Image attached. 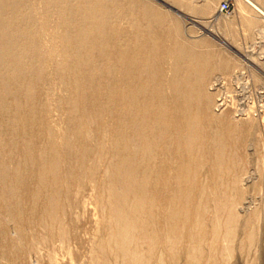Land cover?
I'll return each instance as SVG.
<instances>
[{"label": "bare ground", "instance_id": "1", "mask_svg": "<svg viewBox=\"0 0 264 264\" xmlns=\"http://www.w3.org/2000/svg\"><path fill=\"white\" fill-rule=\"evenodd\" d=\"M241 1L264 16L256 0ZM166 26L147 5L130 0H0V232L12 223L22 241L33 239L24 228L20 196L26 181L36 186L31 212H42L43 218L58 214L71 205L62 198L63 188L74 189L81 177L94 179L97 158L109 155L105 180L122 264H143L159 246L173 263L185 257L189 264H199L204 213L211 209L207 205H213L214 214L221 207L227 212L224 222L215 218L210 229L215 241L223 230L229 243L222 252H232L230 241L243 230L235 212L242 193L223 200L213 197L196 214L190 211L195 169L205 157L202 126L211 122V99L202 94L211 73L202 69L210 57L184 44L178 32L162 29ZM53 80L66 87V96L58 101L51 100ZM54 109L63 111L70 125L62 134L65 155L56 147L59 135L48 124ZM39 126L43 129L36 134ZM228 128L243 136L242 127ZM213 144L215 149L220 145ZM163 156L175 163L159 169ZM168 185L169 194L158 188ZM200 196H205L204 184ZM156 204L172 210L165 220L169 230L161 236L151 229L154 218L149 217ZM181 213L185 224L177 222ZM40 221L44 227L49 223ZM253 240L252 234L248 241ZM212 244L209 253L216 247Z\"/></svg>", "mask_w": 264, "mask_h": 264}, {"label": "rangeland", "instance_id": "2", "mask_svg": "<svg viewBox=\"0 0 264 264\" xmlns=\"http://www.w3.org/2000/svg\"><path fill=\"white\" fill-rule=\"evenodd\" d=\"M130 1L147 5L153 10L156 18H160L162 23L167 25L162 29L172 34L178 32L184 44H192L197 53L210 57L206 69H202L211 72L202 86V94L211 99V108L209 106L208 111L211 122L205 121L202 126L205 135L202 152L205 157L195 169L198 176L194 173L196 171H191L197 178L191 193L190 211L196 214L200 207L206 205L213 197L218 196V200L229 199L240 192L242 198L235 212L243 230L238 231L235 239L230 241L233 249L225 257L222 250L225 248L224 244L229 242L224 239L223 230L215 241L210 227L215 218L224 222L227 212L221 207L219 212L214 214L213 205H207L211 209L204 213V254L199 264H264V16L241 0ZM256 1L264 8V0ZM223 3H229V14L220 12ZM35 9H41L39 3H36ZM214 54L216 60L212 59ZM211 68H214L213 71ZM61 83L62 81L53 80L52 101L61 100L66 96V87ZM51 112L48 124L59 135L56 147L65 155L68 149L62 139L70 127L69 121L63 111L54 109ZM229 125L242 127L243 136L237 134L239 132L231 131ZM42 129L41 126L37 127L36 134ZM107 141L108 138L105 137L104 143ZM215 141L220 143L216 144V149L213 144ZM166 142L167 140L162 145ZM104 157L105 155H102L97 158L94 179L81 177L73 190L66 192L63 188L65 191H62V198L66 197L64 202L67 200L66 205L72 206H64L60 213L47 215L49 218L46 215L43 218L42 212H39L42 218L36 211V216L33 210L31 212V197L36 193V186L30 181L23 184L20 196L27 220L24 228L26 233L32 234L33 239L22 241L17 231L19 227L12 223L6 225L3 232H0V264L123 263L118 256V247L114 244L115 231L112 229L111 218L113 204L105 180L112 156ZM163 157L158 161L159 169L175 163L168 157ZM76 168L79 175H82L79 165ZM203 184L205 196L201 199L200 186ZM171 187L168 185L158 188L169 194ZM1 206L0 203V209ZM167 206L166 204L165 208H162L156 204L149 216L154 218L151 229L160 236L169 230L170 222L165 220L172 214V210ZM30 213L34 214V218H31ZM184 216L181 213L176 217L177 222L185 224ZM41 219L44 220V225L48 223L46 220H49V223L54 222L50 225L48 223L50 227H44L41 225ZM3 220L4 215L0 212V225ZM195 222L193 220L189 223L191 225ZM188 225L185 229H189ZM252 234L254 240L250 242L248 238ZM161 238L163 242L164 237ZM187 242L186 238L179 244L180 251ZM212 243L216 247H212L209 253V245L214 246ZM162 250V246L154 249L150 257L148 255L143 259V264H158L160 258L164 259L163 264H189L185 257L173 263L172 258ZM143 251L147 253L148 246H145Z\"/></svg>", "mask_w": 264, "mask_h": 264}, {"label": "built area", "instance_id": "3", "mask_svg": "<svg viewBox=\"0 0 264 264\" xmlns=\"http://www.w3.org/2000/svg\"><path fill=\"white\" fill-rule=\"evenodd\" d=\"M231 11L229 3H223L220 7V12L223 14H229Z\"/></svg>", "mask_w": 264, "mask_h": 264}]
</instances>
